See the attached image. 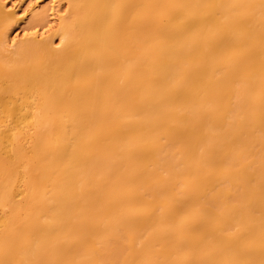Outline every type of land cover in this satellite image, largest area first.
I'll return each mask as SVG.
<instances>
[{
    "label": "bare ground",
    "instance_id": "bare-ground-1",
    "mask_svg": "<svg viewBox=\"0 0 264 264\" xmlns=\"http://www.w3.org/2000/svg\"><path fill=\"white\" fill-rule=\"evenodd\" d=\"M0 264H264V0H0Z\"/></svg>",
    "mask_w": 264,
    "mask_h": 264
}]
</instances>
